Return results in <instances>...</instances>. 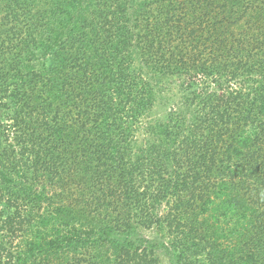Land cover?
Wrapping results in <instances>:
<instances>
[{
  "label": "trees",
  "instance_id": "trees-1",
  "mask_svg": "<svg viewBox=\"0 0 264 264\" xmlns=\"http://www.w3.org/2000/svg\"><path fill=\"white\" fill-rule=\"evenodd\" d=\"M160 248L264 264V0H0V264Z\"/></svg>",
  "mask_w": 264,
  "mask_h": 264
},
{
  "label": "rangeland",
  "instance_id": "rangeland-1",
  "mask_svg": "<svg viewBox=\"0 0 264 264\" xmlns=\"http://www.w3.org/2000/svg\"><path fill=\"white\" fill-rule=\"evenodd\" d=\"M180 97L181 95L180 92H178L176 83L165 84L163 87V91L158 95V101L153 114L151 115V117H148L145 122H149L150 119L156 117L163 118L167 116L168 112L176 109L178 110V108L180 107ZM145 127H148V123H143L141 125L139 136L143 134L142 132L144 131ZM162 207V210H164L165 204H163ZM143 232L144 236L150 238L153 237L157 231L155 230V228H151L150 230ZM159 253L161 264H170L169 256L163 248L159 249Z\"/></svg>",
  "mask_w": 264,
  "mask_h": 264
}]
</instances>
